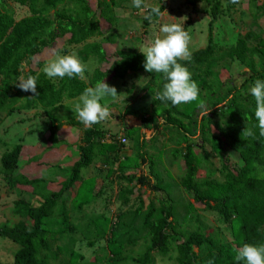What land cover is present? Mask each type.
<instances>
[{"label": "trees", "instance_id": "16d2710c", "mask_svg": "<svg viewBox=\"0 0 264 264\" xmlns=\"http://www.w3.org/2000/svg\"><path fill=\"white\" fill-rule=\"evenodd\" d=\"M8 1L25 8L29 15L18 20ZM208 1L211 2L187 0L193 6ZM213 1L208 45L183 63L198 84L199 99L205 102L206 109L211 110L209 115L199 120L201 109L197 107L198 102L184 104L181 110L171 102L156 99L157 92L167 82L163 74L157 73L151 76V84L159 86L157 89L149 88L154 96L145 98L150 100L147 106H136L126 112L141 122L142 127L129 128L126 125L119 137L93 125L85 133L84 145L79 148L81 157L71 166L70 177L58 184L57 191L50 190L51 181L43 175L30 179L21 171L22 145L5 152L1 157L0 171L5 186L12 192L20 188L31 189L33 199L14 201L13 207L8 209L9 220L0 224V238L19 247L12 263L0 264H81L84 257L75 251V246L85 244L93 248L102 241L105 242L101 251L104 257L89 264H126L129 261L133 264H155V257L175 264H244L236 261L237 250L245 243L264 244V137L259 135L254 115L255 100L250 94L254 81L264 80V36L250 31L239 36L234 45L215 43V24L235 4L226 0L227 8H223L221 0ZM248 5L257 23L264 17V2L248 0ZM116 8L115 0H97L95 10L90 0H0V123L21 111H45L49 133L47 142L53 148L57 147L59 132L65 122L55 113L65 107V103L77 100L86 88L94 87L98 81H125L129 73L145 72L142 53L117 51L109 55L105 49L106 45L115 42ZM164 10L162 5L161 11ZM158 19L153 17L149 22L145 18L144 22L150 25ZM63 39L67 43L66 48L81 46L77 54L83 63L93 58L98 61L99 66L89 81L78 77H57L55 82L44 73L30 70L25 77H37L39 95L32 97V93L20 90L16 85L24 63L29 64L44 51L55 48ZM94 39L99 40L90 42ZM235 63L249 73L240 87L223 82L218 71L220 67L229 69ZM225 101L229 106L227 109L220 107L226 104ZM157 118L166 121L164 127L156 123ZM68 123L82 125L76 120ZM245 127L252 129L253 137L242 135ZM142 130L159 131L161 135L168 136L163 147L155 150L156 159L166 152L170 144L177 146L170 154L182 157L185 174L180 186L194 204L204 207L201 211L194 204L178 203L173 198L167 181L154 171L155 155L143 153L147 141ZM196 137L201 142L199 149L190 144ZM123 138L126 144H122ZM183 143L185 147L182 148ZM207 148L219 157L221 168L217 176L209 174L201 180L199 172L203 163L199 153L208 160ZM130 149L137 151L139 159H119L125 150ZM99 158H102L103 169L107 172L103 181L113 182V177H116L120 187L121 208L113 222L105 214L92 218L86 209L91 201L87 202L88 198L81 196L83 190L94 200L104 197L105 185L104 191L88 189L89 186L83 183L87 178L82 176V171L94 165ZM146 159L155 186L150 177L135 175ZM117 164L118 168L115 167ZM88 179L99 182L97 176ZM77 183L81 186L69 209V193ZM134 184L155 190V200L144 209L143 201L138 197V207L125 211L124 208L128 209L132 201ZM180 211L184 213L179 214ZM201 213L214 214L220 232L210 233ZM140 238L145 251L131 257L130 251ZM126 247L132 248L126 251Z\"/></svg>", "mask_w": 264, "mask_h": 264}, {"label": "rangeland", "instance_id": "374dc122", "mask_svg": "<svg viewBox=\"0 0 264 264\" xmlns=\"http://www.w3.org/2000/svg\"><path fill=\"white\" fill-rule=\"evenodd\" d=\"M117 2V8L115 10V16L117 18V27L114 31L115 42L111 45H106L105 49L109 55L116 53L117 51L132 52L139 51L142 47L150 46V44L161 35L159 29L164 23H182L184 24L185 30L190 35L189 50L191 55L199 50L205 49L209 41V28L212 21L211 10L213 3L215 1L211 0L208 2L197 3L194 6L192 2H187V0H143V5L141 8H135L132 5V0H115ZM223 8H227L226 0H221ZM230 1V0H228ZM264 2V0H263ZM93 10L97 8V0H90ZM190 3V4H188ZM10 8L17 13L18 20L29 15L25 8H19L12 2L8 1ZM233 5V3H230ZM164 6L165 15L159 18L156 22H152L150 25H146L144 20L148 16V10L152 6ZM168 13V14H167ZM187 17L185 21H178L176 19H181ZM176 18V19H175ZM105 26V25H104ZM253 31L259 35L264 36V17L261 18L257 23L253 20L252 15L249 12L248 0H239L235 6L229 12L225 11V15L221 17L214 26L213 38L214 42L222 46L234 45L238 40L239 36L245 35L246 33ZM99 39H94L90 42ZM66 40H60L57 46L53 49L46 50L33 59L29 64L24 63L22 68V75H26L30 70H34L37 73H43L42 68L44 65L52 59V52L55 50L60 55L75 54L78 57L77 52L81 49V46L74 48H66ZM64 48V49H63ZM63 49V50H62ZM66 50V51H65ZM65 51V52H64ZM79 58V57H78ZM80 59V58H79ZM186 60H181L183 64ZM87 67L85 71L86 82L91 78L94 70L98 68V61L90 59L87 63H84ZM220 74V79L223 82H231L233 85L240 87L244 81L248 78V70L243 68L241 65L235 63L230 65L229 69L225 67L218 69ZM157 74L156 72L148 73L142 72L141 74L129 73L125 81L113 80L109 81L107 84L109 86H114L117 89L118 96L106 97L101 101L102 104H107L111 111L121 112L127 103L131 101H136L137 108L146 107L150 100L145 99L146 97H153V92L150 93V89H157L158 84L154 85L151 82L153 79L152 75ZM57 82L58 78H51ZM150 88V89H149ZM135 99V100H134ZM79 102L77 100L65 103V107L60 108L55 115L58 116L62 121L65 122L63 129L59 132V139L62 141L61 150L50 151L51 144L47 142L48 133V118L47 113L42 110L37 111H21V113L14 114L5 118V120L0 123V171H1V157L2 155L11 150L16 145H22L24 147L23 157L19 163L21 170L28 178L35 179L40 176H44L51 180L50 190L55 192L59 189L58 181L66 180L70 177L71 166L81 157V151L79 145L85 143V129L78 124H69V121L76 120L75 114L71 111L74 105ZM184 104L179 105L180 109H184ZM151 107V104H150ZM221 108L227 107V103L220 106ZM204 111H210L209 109H204ZM209 115V113H208ZM204 117V116H203ZM199 116V120L203 118ZM157 124L165 125V121L160 119L156 120ZM141 126L140 123L137 124ZM102 128H108L110 134H118L119 137L122 135V130L120 131V122L115 121L108 122V126L105 124H100L99 129L103 131ZM145 136L148 141L157 140L156 148L161 149L166 143L168 138L167 135H161L158 131L156 134L152 132L145 131ZM164 142V143H163ZM191 146L199 149L201 142L199 137L193 138L191 140ZM76 146V147H74ZM81 147V146H80ZM185 147V143L182 144V148ZM177 146L170 144L166 152H163L161 156L156 159L157 153L151 147L143 149L144 153H149L150 155H155L156 165L154 171L160 175L166 182L168 186L172 189L173 198L176 202L183 204H194V201L185 194L180 186V182L185 174V170L182 166V157L178 155L177 157L171 156ZM210 154L208 160H204L203 153H199V157L202 160V167L199 172V179H205L209 174H216L218 169L221 168L220 159L218 156L210 152V148H207ZM60 152V153H59ZM65 155V156H64ZM37 157L36 160H33ZM129 157L130 160L135 161L139 159L137 151L135 149L125 150L119 159H126ZM147 164L140 165V168L136 171L135 175L140 176H150V169ZM57 162L58 167H55ZM159 162V164H158ZM50 165L49 170H45L46 166ZM242 165V164H240ZM118 168V164L115 166ZM102 158H99L94 165L82 171L85 186H89L88 189H100L104 191V185L107 187L103 195L104 197H99L94 200V197L87 196V191H81V196L86 197L88 204L87 212L91 214L92 218L97 215L105 214L107 218L111 221H115V216L119 213L121 208V196H118V191L120 187L118 186L117 178L113 177V182H104L103 179L106 177L107 172L103 170ZM102 171V172H101ZM95 175L99 178V182L95 180H90L88 177ZM219 178V177H218ZM82 183V184H83ZM105 183V184H104ZM151 183L154 184V180L151 178ZM123 184V183H122ZM134 195L130 203L129 210L132 207H138L137 198L140 197L144 204V209L147 208L150 201L155 200V190H151L149 187L139 186L134 184ZM79 186H76L71 190L70 199L68 200L69 209L73 205V198L75 193L78 192ZM154 189V188H152ZM21 190V191H20ZM17 192H12L8 190L5 183L0 175V224L6 223L10 215L8 209L13 207L14 201L18 199H33L31 195V189L20 188ZM90 193V191H89ZM87 194V195H86ZM161 195V194H160ZM163 198V195H161ZM59 205H61L59 203ZM195 205V208L201 211L204 207L201 205ZM86 212V210L84 211ZM5 213V214H3ZM179 214L184 212L180 211ZM205 218V221L209 227L210 233L220 232L219 224L217 223L216 216L210 213H201ZM9 215V216H8ZM78 215V214H77ZM76 217V216H75ZM166 217H168V211L166 212ZM172 219V218H171ZM169 219V220H171ZM192 229L193 226L191 225ZM144 234V233H142ZM134 236V235H132ZM105 242H98L95 247L88 248L85 244H77L75 246V251L82 254L84 257L81 264H89L98 261L104 257L101 252ZM14 243L0 238V262L12 263L14 261V254L18 250ZM132 247H126V251ZM145 244L142 238L139 239L137 245L131 249L130 256L137 257L139 253L145 251ZM197 252L198 250L195 249ZM60 264V263H58ZM126 264H133L130 261ZM155 264H175L161 260L155 257Z\"/></svg>", "mask_w": 264, "mask_h": 264}, {"label": "clouds", "instance_id": "9594fccd", "mask_svg": "<svg viewBox=\"0 0 264 264\" xmlns=\"http://www.w3.org/2000/svg\"><path fill=\"white\" fill-rule=\"evenodd\" d=\"M230 3H239V0H230ZM135 8H141L143 0H132ZM168 14V13H167ZM165 12L160 6H152L150 13L145 18L152 21L153 17L162 18ZM176 19V18H175ZM187 17L176 19L185 21ZM160 36L150 44L142 47L139 51L145 57L144 69L148 73H161L167 81L163 89L156 94V99L161 102H171L173 106L198 102L197 107L201 109L200 115L208 116L211 111H204L206 105L199 99L200 89L198 84L192 79V74L181 60H190L189 50L190 35L185 30L182 23H164L161 25ZM50 59L42 68V72L48 78H80L85 79L86 65L73 53L60 55L55 50ZM24 92H30L32 97L39 95L37 91V77L34 75H20L16 85ZM250 94L255 100V118L258 121L259 135L264 137V80L256 79L250 87ZM117 89L109 86L104 80L98 81L94 87L86 88L79 96V102L71 110L75 118L86 128L107 121L112 113L107 104L101 101L106 97H117ZM231 99V97H229ZM227 103V101H225ZM243 136L253 137L254 132L246 128L242 132ZM236 261H243L244 264H264V244L253 245L245 243L237 250Z\"/></svg>", "mask_w": 264, "mask_h": 264}, {"label": "crops", "instance_id": "0c3cea01", "mask_svg": "<svg viewBox=\"0 0 264 264\" xmlns=\"http://www.w3.org/2000/svg\"><path fill=\"white\" fill-rule=\"evenodd\" d=\"M135 100V99H134ZM136 101H131V102H129V103H127V105L125 106V108L121 111V112H116L115 110H113V111H111V113H112V115H111V117L107 120V121H104V122H101L100 124H103V127H104V125L106 124L107 126H108V122L110 123V122H112L113 121V123L115 122V121H118V122H120V126H121V128H120V131L122 130V132H123V129H124V127L127 125L129 128H140V127H142V123L141 122H139V121H137L133 116H130V115H127L126 114V112H127V110H129L130 108H134V107H136ZM158 119V118H157ZM156 119V120H157ZM160 120H162V119H160ZM162 121H165V120H162ZM78 121H76V123H77ZM138 123H140L141 124V126H138L137 124ZM157 123V122H156ZM100 124H96L97 125V127H98V130H101V129H99V126H100ZM165 124H166V121H165ZM75 125V124H74ZM79 126H82L83 127V124L82 125H79ZM160 127H164L165 125H159ZM64 127V126H63ZM84 129H85V131H86V133H88V131H89V129H91V128H93V126L92 127H90V128H86L85 126L83 127ZM63 129V128H62ZM103 129V131H108L109 132V130H108V128H102ZM145 131L146 130H142V133H143V136H144V138H145V140L147 141V144L143 147V149L144 148H147V147H151V149H154V150H156V149H158V148H156V145H157V140L158 139H156V140H153V141H148L147 139H146V136H145ZM113 134H115V133H113ZM153 134V133H152ZM154 134H156V133H154ZM59 138V137H58ZM164 143V142H163ZM62 141L59 139V144H58V146L57 147H50V151H56L57 152V150H61V148H63L62 147ZM84 145V144H83ZM83 145H79V148H80V146H83ZM61 146V148L59 149V147ZM74 147H76V146H74ZM60 153V152H59ZM144 153V152H143ZM65 156V155H64ZM78 160H79V158H78ZM98 161V160H97ZM96 162V161H95ZM95 164V163H94ZM144 164H147V160H145V162H144ZM55 166L56 167H58L59 166V164L57 165V162H56V164H55ZM73 166V165H72ZM51 166L50 165H48V166H46V168H45V170H49V168H50ZM90 177H96L95 175H92V176H90ZM51 181V180H50ZM62 180H60V181H58V184L61 182ZM51 183H52V181H51ZM76 186H79V188H80V186H81V183H77L75 186H74V188L76 187ZM73 188V189H74ZM78 188V189H79ZM72 189V190H73ZM75 196H76V193H75Z\"/></svg>", "mask_w": 264, "mask_h": 264}, {"label": "built area", "instance_id": "2783aa9c", "mask_svg": "<svg viewBox=\"0 0 264 264\" xmlns=\"http://www.w3.org/2000/svg\"><path fill=\"white\" fill-rule=\"evenodd\" d=\"M121 142H122V144H126V143H127V141H126L125 138H123V139L121 140Z\"/></svg>", "mask_w": 264, "mask_h": 264}]
</instances>
